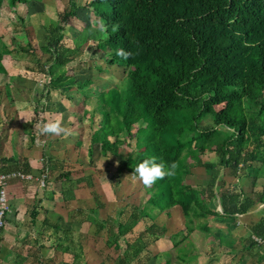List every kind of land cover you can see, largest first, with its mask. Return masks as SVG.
Masks as SVG:
<instances>
[{
	"label": "trees",
	"instance_id": "16d2710c",
	"mask_svg": "<svg viewBox=\"0 0 264 264\" xmlns=\"http://www.w3.org/2000/svg\"><path fill=\"white\" fill-rule=\"evenodd\" d=\"M28 1L9 3L15 7ZM58 2L61 9L44 26L45 42L38 47L13 37L7 45L0 36V71L5 73L2 54L18 50L31 57L28 69L48 77L41 88L46 102H52L53 90L66 99L70 98L68 90L77 88L83 118L92 127L89 155L93 161L96 144L97 155L109 157L107 164L115 170L107 181L111 186L120 183L123 173L137 176L134 168L145 158L155 157L166 165L178 163L175 176L159 180L151 188L142 183L137 186L147 194L142 204L136 201L138 193L127 196L125 205L114 206L92 192L96 202L86 211L85 235L97 236L108 250L106 255L93 252L96 258L105 257L98 264H147L159 257L150 250L151 244L166 235L178 252V262L189 264L198 254L185 255L179 245L191 241L194 228L205 227L202 219L210 214L235 224L239 215L264 203V0ZM3 3L0 0V21ZM81 9L92 13V18L87 17L71 39L73 46H68L65 26ZM14 16V31L26 30L29 36L25 18L17 12ZM100 21L107 26L106 34L98 30ZM90 40L92 44H88ZM86 45L104 53L94 57L103 64L92 61L90 67L104 74L116 66L120 72L117 83L101 88L94 86V79L74 80L68 64L83 54ZM120 48L132 55L121 59L115 55ZM39 105L40 100L35 103L32 122L39 121ZM126 147L133 148L125 151ZM207 149L214 153L213 160L202 159ZM0 163L9 165L0 172L20 169L32 173L30 164L17 156L0 157ZM194 166L204 169L203 184L187 182ZM242 176L252 177V186L261 184L257 195L246 194L232 183ZM114 196L116 199V192ZM217 196L221 211L210 207ZM174 212L180 215L181 226L174 221ZM164 215L166 222L158 219ZM140 222L143 228L134 231ZM58 228L53 226L55 233ZM249 229V245L264 248L253 238L264 240V214ZM64 232V239L57 238L52 244L55 251L72 254V261L61 264H86L81 244L70 248L68 234L72 232Z\"/></svg>",
	"mask_w": 264,
	"mask_h": 264
},
{
	"label": "crops",
	"instance_id": "0c3cea01",
	"mask_svg": "<svg viewBox=\"0 0 264 264\" xmlns=\"http://www.w3.org/2000/svg\"><path fill=\"white\" fill-rule=\"evenodd\" d=\"M8 36L6 40L2 36V40L10 45L9 40L13 36L10 34ZM66 44L69 45L67 42ZM1 47L3 46L0 45V50ZM20 53L23 54L18 50H9L1 57L5 73L0 71V157L17 156L18 159L30 164L31 172L35 175L42 167L41 158H44L50 171L46 186L43 188L35 180L12 179L8 182L7 194L11 211L6 215L4 227L0 232V264H61L72 261L71 253L55 251L52 246L57 239V233L55 234L53 230L54 225L70 230L72 234H68L69 237L75 236L73 240L83 244L86 264H98L99 258H96L95 253L92 252V255L90 253V249H95L94 245L99 242L97 236L85 235L86 211L95 206L96 193L102 195L106 202L114 204L115 200L112 198L114 193L106 190L107 187H112L111 184L107 182L108 180H102V167L99 166L103 160L102 156L97 155L96 144L92 148L93 161L89 155L92 127L83 118L82 107H79L83 106L80 103V94L77 93L75 86L69 89L67 94L70 98H66L68 104L58 111L60 117L57 119L62 118L63 126L69 129L72 135L66 138L41 135L38 131L40 124L32 122L35 115L34 106L40 97L41 88L36 84L35 78H23L18 72L7 68L16 66L17 69L23 64L25 70L34 72L28 69L30 62L23 63L24 59L22 60ZM83 56L84 53L68 66L72 68L77 65ZM71 72L75 76V81L89 79L77 78L73 68ZM7 85L9 92H6ZM55 93L65 98L59 90H53L51 91L53 100ZM74 95L79 97L78 105L73 102ZM38 136L46 138L42 147H39ZM3 166L0 163V169L9 165ZM89 177H92L90 182ZM252 179L242 176L233 179L232 183H236L238 189L246 194L257 195L261 190V184L252 186ZM100 199L103 200L101 196ZM210 207L221 211L218 196L210 201ZM263 208L264 203L257 204L246 214L239 215L235 224L221 220L222 217L207 215L202 219L206 222L205 227L193 229L199 234H193L195 237L190 235V242L184 241L192 246L198 243L197 248L189 247V250L183 253L198 254L188 263L264 264V248L252 247L247 240L252 234L249 225L264 214ZM180 219V215H174V221L179 226ZM198 221L196 220V223ZM208 231L212 234H204ZM196 237H199V240ZM220 239L223 241L220 242ZM151 246L154 248L152 252L159 253V257L148 264H168L172 254L176 260L179 257L176 249L174 253L170 251L173 244L168 235L160 237Z\"/></svg>",
	"mask_w": 264,
	"mask_h": 264
},
{
	"label": "rangeland",
	"instance_id": "374dc122",
	"mask_svg": "<svg viewBox=\"0 0 264 264\" xmlns=\"http://www.w3.org/2000/svg\"><path fill=\"white\" fill-rule=\"evenodd\" d=\"M58 1L57 0H29L28 3H21V4L16 5L15 7H12L11 4L9 3V0H4L3 7H2V17H1V21H0V36H3V39L6 40L9 37L8 35L10 34V36H13V38L15 39L16 42L18 41L22 44H26L28 41H30L31 44L35 47H38L40 44H43L45 42V39H44L45 28H44V26L49 23V19H56L57 18V11H59L61 9ZM61 1L64 2V0H61ZM86 1L87 0H78V3L83 4ZM13 11H14V14L17 12L18 14H20L21 16H23L25 18L26 26H28L30 28V32H31L29 36L26 35V30L14 31V28L16 25L13 22L17 21V18L14 16ZM87 17H88V20L90 21L91 20L90 18H92V13L87 11V9H81L79 11L77 17L71 19V21L65 26V31H64L66 34L65 41L67 43H69L68 46H73L71 39L84 26V24L87 20ZM91 27H94V26L91 25ZM88 44H92V40H90L88 42ZM84 51H85V52H83L84 56L81 57V60H80L81 62L78 63L77 65L75 64L72 67L74 69L76 68L75 73L77 74L76 75L77 78H79V79H85V78L94 79L95 80L94 86L97 85V86H100L101 88H108L112 84H115L118 82V80L120 78L119 77L120 72L118 71L119 69L116 66H114L113 68H111V70L105 72L104 74L102 72H98L97 70L91 71L92 68H95V67H90V65L93 62H97V64L102 62L100 59H99L100 61L98 62V59H95L94 55H98V54L103 55L104 53L95 52V49L93 50V48L91 46H87L86 50L84 48ZM20 57L22 58V60L24 59L23 63H25V64H27L28 62H31L30 56H28L26 54L21 55V53H20ZM46 58H47V55L45 54L42 56L41 61L44 62L46 60ZM102 64H103V62H102ZM15 67L16 66H12L9 68V66H8L7 68L9 70L12 69V71L13 72L15 71V73L18 72L21 76H23V78H35L36 84H38V86L40 88H42V86H44V85H42L43 83H46L48 81V77H45L40 72H35V71L31 72V71L25 70V67L23 66V64H22V66L18 67L17 69H15ZM94 72H97V74H99L98 77H93L92 74H94ZM94 76H96V75H94ZM80 95H81V93H80ZM79 97L74 95V98H73L74 104L78 105ZM38 100H40V105H39L40 109L38 112V118H39V120L45 119L44 123H46L50 120H53V119H57L58 116L60 115L58 112L59 108L63 109L64 105L68 104L67 100L64 97L61 98V96L58 93H55V99L54 100L52 99V102H50V103L46 102L45 98L42 97L41 94H40V97ZM220 106L221 105H219L217 107H220ZM79 107H83V106H79ZM92 118H93V121H95V118H97V116L93 115ZM94 125H96V121H95ZM135 130H136V127H133V129L131 130L132 133ZM39 138L41 139V141L39 142V144H40L39 147L40 146L42 147L46 141V138L43 139L40 136H39ZM110 139H112V138H110ZM129 139H130L131 143L133 144L134 143L133 138L131 137ZM131 148H133V147H126L124 150L129 151V150H131ZM121 152L124 153L123 151H121ZM214 157H215L214 153L210 152L208 149L202 155L203 160H212ZM99 158L101 159V157H99ZM108 158L106 159V158L102 157L103 163H101L99 166V167H102L101 168V173H102L101 175L103 177L102 180H108L110 175H112L113 173L115 174L114 168L107 164L109 161ZM111 161L113 164L115 163L114 156L111 157ZM191 170H192L191 173L187 176V182L194 185V186L196 185V183H198V184L202 183L204 181V177H205L204 169L201 166H194ZM121 177H122L120 179L121 181L116 187L113 185L112 187L106 188V190L109 193L111 192L113 194L114 192H116V199H115V196L112 197L113 200H115L114 204H116L117 206L125 205L126 197L130 195L132 198L134 196V193L136 195L138 193L139 198H138V196H136V198H137L136 201H138L140 204H142L145 201L147 194H146V192L143 191L144 189L142 190V188L137 190L138 189L137 186L142 185L140 180H139L138 175L132 176V175H129L127 173H123V175ZM136 190L138 192H136ZM158 219L160 221L161 220L164 221V219H168V217L162 216V219L160 217ZM57 226L59 227L56 230L57 238L59 236L63 238L64 235H66L64 232V228H61V226H59V225H57ZM142 228H143L142 222H140L139 225H137L134 228L135 229L134 231L138 232ZM193 234H199V233L195 232L193 230L190 233V235H193ZM204 234H212V233L208 231V232H204ZM74 237L68 236V242L70 243L69 244L70 248H72V247H74V245L78 244L77 241L73 240ZM193 237H195V235H193ZM196 239L199 240V237L198 238L196 237ZM97 241H99V240L97 239ZM80 244L81 243L78 244V247ZM179 246H181L180 248H183V250H182L183 252H186L189 250V247L190 248L192 247L191 249L197 248L198 243L197 244L194 243L192 246L191 244L185 245V242L183 241L182 244H180ZM80 247L83 248L82 251L84 252L83 244H81ZM153 249H154L153 246H150V250H153ZM96 250H100V251H96ZM90 251H92V252L96 251L95 253L97 255L99 254V252H101L103 255H106L108 250L104 246L103 242H101V243L97 242L96 248L93 250L90 249ZM170 251H172V253H174L175 249L173 248ZM104 258L105 257H99V260L104 259ZM168 261H169L168 264L170 262L171 263L174 262V264H179L178 263L179 260L177 261L174 258L173 254L170 256V259Z\"/></svg>",
	"mask_w": 264,
	"mask_h": 264
},
{
	"label": "clouds",
	"instance_id": "9594fccd",
	"mask_svg": "<svg viewBox=\"0 0 264 264\" xmlns=\"http://www.w3.org/2000/svg\"><path fill=\"white\" fill-rule=\"evenodd\" d=\"M98 30L101 33L106 34L107 26L103 21L99 22ZM115 30L116 29H113V31ZM105 38H107L106 35ZM115 55L123 60H127L132 55V53L120 48L116 50ZM38 131L41 135H55L63 136L65 138L69 135H72V132L63 126L62 118L42 123L39 126ZM178 167L179 165L175 161L166 165L162 160L157 162L155 157H150L145 158L140 163H138L134 168V172L138 175L140 182L145 188H151L154 184H156L157 181L163 180L166 177L175 176Z\"/></svg>",
	"mask_w": 264,
	"mask_h": 264
},
{
	"label": "built area",
	"instance_id": "2783aa9c",
	"mask_svg": "<svg viewBox=\"0 0 264 264\" xmlns=\"http://www.w3.org/2000/svg\"><path fill=\"white\" fill-rule=\"evenodd\" d=\"M47 83V82H46ZM41 125V120L38 121ZM40 142L41 139L37 137ZM42 161V171L38 175H34L30 172H25L20 169L10 170L7 172H0V232L2 231L5 224V217L11 211V205L8 199L7 194V185L8 182L12 179L16 180H35L39 183L40 187L46 186V181L48 179L49 167L46 165L44 158H41ZM45 161V162H44ZM253 238L260 244H264V240L261 237L253 236Z\"/></svg>",
	"mask_w": 264,
	"mask_h": 264
}]
</instances>
